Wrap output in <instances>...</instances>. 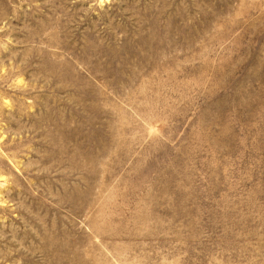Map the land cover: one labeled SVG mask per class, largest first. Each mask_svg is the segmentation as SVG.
<instances>
[{"label": "rangeland", "instance_id": "obj_1", "mask_svg": "<svg viewBox=\"0 0 264 264\" xmlns=\"http://www.w3.org/2000/svg\"><path fill=\"white\" fill-rule=\"evenodd\" d=\"M0 264H264V0H0Z\"/></svg>", "mask_w": 264, "mask_h": 264}]
</instances>
